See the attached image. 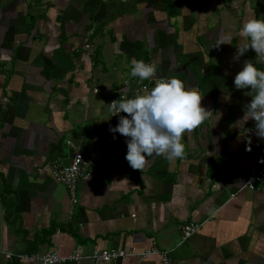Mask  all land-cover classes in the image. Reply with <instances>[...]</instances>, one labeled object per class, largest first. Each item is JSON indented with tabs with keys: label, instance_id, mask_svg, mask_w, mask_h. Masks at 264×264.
Listing matches in <instances>:
<instances>
[{
	"label": "crops",
	"instance_id": "obj_1",
	"mask_svg": "<svg viewBox=\"0 0 264 264\" xmlns=\"http://www.w3.org/2000/svg\"><path fill=\"white\" fill-rule=\"evenodd\" d=\"M254 17L264 0H0V264L50 251L82 257L55 264H93V250L111 249L134 254L99 264H264V189L242 188L264 168V139L255 121L237 125L251 90L234 85L255 63L251 49L235 58ZM220 36L231 43L216 47ZM133 59L196 88L213 112L185 134L184 158L149 157L142 171L109 130L116 91L153 87L131 77ZM95 145L101 159L71 202L51 163ZM185 223L198 229L182 240Z\"/></svg>",
	"mask_w": 264,
	"mask_h": 264
},
{
	"label": "clouds",
	"instance_id": "obj_2",
	"mask_svg": "<svg viewBox=\"0 0 264 264\" xmlns=\"http://www.w3.org/2000/svg\"><path fill=\"white\" fill-rule=\"evenodd\" d=\"M242 38L236 45L238 60L248 50L256 53L255 63L246 60L242 69L234 77V85L238 90L250 89L245 95L251 100L245 105L243 116L237 125L248 120L255 121V134L264 139V19L251 18L242 23L238 33ZM231 43L230 37H218L215 46ZM157 66L143 59L131 61L130 75L139 81H153ZM204 94L196 88L186 87L185 81L171 77L155 80L151 89H144L143 94H135L131 98L120 96L109 104L111 116L124 113L119 117L115 127L110 131L127 138L125 156L129 166L142 171L149 157L162 156L169 162L186 156L183 139L204 124L213 112L203 104ZM115 138V136H114ZM251 142L246 150L251 151ZM69 179L77 169H65ZM45 264H55L51 258H45Z\"/></svg>",
	"mask_w": 264,
	"mask_h": 264
},
{
	"label": "built area",
	"instance_id": "obj_3",
	"mask_svg": "<svg viewBox=\"0 0 264 264\" xmlns=\"http://www.w3.org/2000/svg\"><path fill=\"white\" fill-rule=\"evenodd\" d=\"M155 80L151 81V85L154 86ZM149 83V85H150ZM147 88L146 85H141L138 89H135L130 94H125L122 92H117L114 94V96L108 101V110H109V104L113 100H119L120 96H127L131 98L135 94L139 93V90ZM109 115L111 118V124L110 127H115L119 122V117L122 115H125L124 113H119L116 116H111V112L109 111ZM109 141L108 137H102L100 138V143H106ZM101 159V149L99 145H95L92 148V151L89 155H83L82 153L78 152L77 150L73 149L71 152V157L69 159L68 163H62L60 160H53L51 163V175L53 179L62 184L70 196V201L74 202V189L76 186L77 181L82 178L86 172V169L88 166H93L98 160ZM76 168L77 171L75 175L72 176L71 179H69V174L66 173L65 169H71ZM242 188L248 189V190H263L264 189V168L260 170H253L249 172L242 183ZM198 229V224L193 223H185L180 226V236L181 239H186L189 237L192 233H194ZM155 252L154 249L147 250V253ZM134 254L131 251H124V250H93L87 258L91 260L93 264H99V263H107L115 259L123 258L128 255ZM143 254V253H142ZM163 253H161L162 256ZM5 257H9V253L4 254ZM51 258L55 261V263H62L66 260L68 261H78L80 258H82L80 255L71 254L70 256L63 257L59 256L54 251H50L47 253H44L42 255H30L26 256V258L29 261L38 260L41 262V264H45V258ZM162 260H165L164 254L162 256Z\"/></svg>",
	"mask_w": 264,
	"mask_h": 264
}]
</instances>
